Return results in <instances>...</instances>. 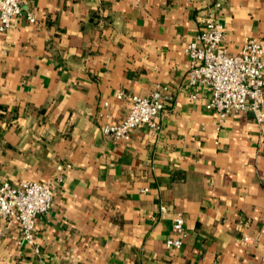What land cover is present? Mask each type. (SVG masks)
Listing matches in <instances>:
<instances>
[{
    "label": "crops",
    "instance_id": "1",
    "mask_svg": "<svg viewBox=\"0 0 264 264\" xmlns=\"http://www.w3.org/2000/svg\"><path fill=\"white\" fill-rule=\"evenodd\" d=\"M209 17L230 53L264 37V0H21L0 31V183L55 189L40 255L0 220V264H264V124L187 84L183 48ZM157 85L159 131L104 134L127 113L117 92Z\"/></svg>",
    "mask_w": 264,
    "mask_h": 264
},
{
    "label": "built area",
    "instance_id": "2",
    "mask_svg": "<svg viewBox=\"0 0 264 264\" xmlns=\"http://www.w3.org/2000/svg\"><path fill=\"white\" fill-rule=\"evenodd\" d=\"M20 14L21 0H0V31L10 28L13 19ZM27 19L34 21L31 15ZM225 36L224 27L209 17L203 28L185 44L183 52L189 59L187 84L193 90L192 97H196V91L201 88L208 94L206 109L216 111L220 118L231 112H252L256 123L263 125L264 37L246 40L239 53L234 54L225 47ZM116 97L128 100L127 113L119 122L105 124L102 131L119 141L128 140L131 132L140 126L159 131L162 110L172 99L163 85H157L147 95L119 91ZM54 189L53 181L0 183V220L15 223L19 229L17 243L32 247L37 256L40 251L35 238V221L49 210ZM165 208L160 206L161 211ZM173 228L176 237L168 239L166 247L179 248L184 229L180 213L173 220Z\"/></svg>",
    "mask_w": 264,
    "mask_h": 264
}]
</instances>
